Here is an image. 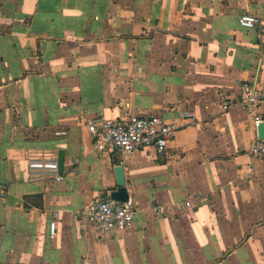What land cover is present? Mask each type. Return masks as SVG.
<instances>
[{
	"label": "crops",
	"instance_id": "crops-1",
	"mask_svg": "<svg viewBox=\"0 0 264 264\" xmlns=\"http://www.w3.org/2000/svg\"><path fill=\"white\" fill-rule=\"evenodd\" d=\"M242 84L264 90V0H0V264H264ZM97 117L177 131L163 155L98 152ZM60 151L62 181L29 178L30 155ZM116 166L133 221L103 233L83 211L109 199Z\"/></svg>",
	"mask_w": 264,
	"mask_h": 264
},
{
	"label": "built area",
	"instance_id": "built-area-1",
	"mask_svg": "<svg viewBox=\"0 0 264 264\" xmlns=\"http://www.w3.org/2000/svg\"><path fill=\"white\" fill-rule=\"evenodd\" d=\"M260 20L252 14H242L238 24L244 28H254ZM264 104V90L248 84L240 86L238 105L253 116V128L258 135V126L264 120L258 115V107ZM224 110L232 104L222 102ZM186 118L193 117L191 112H185ZM88 131L93 136V146L98 152L117 151L121 154H131L144 148H153L157 155L166 153L168 144L174 138L177 126L161 117H137L126 122L115 121L103 117L94 118L88 123ZM249 155L264 159V140L257 138L248 150ZM78 160L74 161L77 164ZM29 178L32 181H53L58 183L63 177L59 172L57 158L50 154L39 153L28 157ZM5 197L4 187L0 185V198ZM187 206L190 204L187 203ZM135 203L116 202L111 199L98 200L87 205L83 215L99 231L103 233L122 232L133 221ZM49 223V234L53 238L56 227V214Z\"/></svg>",
	"mask_w": 264,
	"mask_h": 264
},
{
	"label": "water",
	"instance_id": "water-1",
	"mask_svg": "<svg viewBox=\"0 0 264 264\" xmlns=\"http://www.w3.org/2000/svg\"><path fill=\"white\" fill-rule=\"evenodd\" d=\"M258 138L264 140V122L258 126ZM63 160H64V152L60 151L57 158L59 170L63 165ZM114 173H115L116 185L109 188L108 198L116 202H126L129 199V195L125 187V180H124L122 167L116 166L114 168Z\"/></svg>",
	"mask_w": 264,
	"mask_h": 264
}]
</instances>
